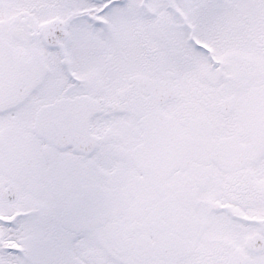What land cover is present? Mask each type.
Returning a JSON list of instances; mask_svg holds the SVG:
<instances>
[{
	"label": "snow or ice",
	"instance_id": "obj_1",
	"mask_svg": "<svg viewBox=\"0 0 264 264\" xmlns=\"http://www.w3.org/2000/svg\"><path fill=\"white\" fill-rule=\"evenodd\" d=\"M0 264H264V0H0Z\"/></svg>",
	"mask_w": 264,
	"mask_h": 264
}]
</instances>
